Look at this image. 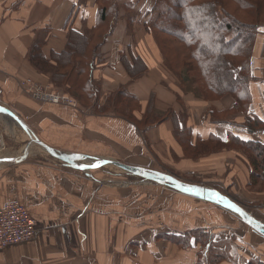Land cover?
Masks as SVG:
<instances>
[{"label": "crops", "instance_id": "obj_1", "mask_svg": "<svg viewBox=\"0 0 264 264\" xmlns=\"http://www.w3.org/2000/svg\"><path fill=\"white\" fill-rule=\"evenodd\" d=\"M118 3L120 17L93 72V106L72 109L39 103L18 84H50L30 63L32 46L42 43L45 56L61 51L66 27L83 32L95 25L94 0H0V159L15 157L10 153L33 137L66 154L161 171L225 196L264 223V182L250 184L253 167L244 152L223 147L193 156L198 143L211 138L264 146V29L252 56L250 103L235 113L230 98L206 102L173 82L153 36L122 12L146 9L148 0ZM124 54L146 64L140 78H129L119 61ZM120 85L139 102L135 120L152 98L155 116L172 110L174 118L139 129L126 118L95 112ZM42 151L33 144L25 157L0 164V208L19 202L40 230L36 240L0 251V264H211L216 255L223 258L213 264L264 262V236L222 203L155 182L122 190L102 168L46 164ZM199 230L211 236L208 245L187 237Z\"/></svg>", "mask_w": 264, "mask_h": 264}, {"label": "trees", "instance_id": "obj_2", "mask_svg": "<svg viewBox=\"0 0 264 264\" xmlns=\"http://www.w3.org/2000/svg\"><path fill=\"white\" fill-rule=\"evenodd\" d=\"M118 1L94 0L97 6L95 25L83 32L66 27L67 38L61 51H51L45 56L42 43L31 48V65L47 74L50 84L77 100L79 106L92 107V100L96 99L98 88L93 72L103 63L101 49L118 22ZM149 1L142 19L136 18L137 25L141 23L143 29L153 35L166 69L196 87L206 100L230 98L233 102L230 112L245 111L251 99L249 83L253 78L251 68L256 38L264 29V0ZM136 20L130 18L132 23ZM120 62L131 80L140 78L147 70L141 57L133 54L121 55ZM153 100L141 120H135L133 112L139 110L138 100L126 85H120L108 96L106 103L94 111L126 118L139 129L174 118L172 110L155 116ZM197 147L193 156L223 147L241 150L253 167L250 184L264 182V146L233 138L222 145L211 138L208 142H199ZM187 237H194L195 245L206 246L211 241V236L203 230ZM185 246L190 244L187 242ZM214 258L211 264L223 256ZM249 264L264 262L257 259Z\"/></svg>", "mask_w": 264, "mask_h": 264}, {"label": "water", "instance_id": "obj_3", "mask_svg": "<svg viewBox=\"0 0 264 264\" xmlns=\"http://www.w3.org/2000/svg\"><path fill=\"white\" fill-rule=\"evenodd\" d=\"M27 133H28L27 135L30 138L31 137L30 133L28 131ZM33 144L37 145L41 150H43L46 154H48L53 159L63 163L64 166L81 167L85 165L84 167H87V168H94V167L112 168V169L119 170L123 173L130 174L138 178H142L150 182L161 184L163 186H166L182 194L199 197V198H208L210 200L218 201L222 203L225 207L230 208L236 215H238L244 221V223H246L252 229H254L255 231L259 232L260 234L264 236V223L260 222L256 218H253L247 211L242 209L235 202L229 200L225 196L218 194L216 192L205 190L201 187L194 186L190 183L181 181L179 179H176V178H173V177H170V176L158 173V172L150 171L147 169H141V168L133 167L129 165H124V164L120 165L118 164V162H115L114 160H110V159L94 160V159L88 158L83 155H70L64 152H59V151H56L48 147L47 145L43 144L42 142L34 138H30L29 141L25 143L24 155L26 154L28 148ZM18 159L20 158H17V157L3 158V159H0V164L13 163V162L18 161Z\"/></svg>", "mask_w": 264, "mask_h": 264}, {"label": "built area", "instance_id": "obj_4", "mask_svg": "<svg viewBox=\"0 0 264 264\" xmlns=\"http://www.w3.org/2000/svg\"><path fill=\"white\" fill-rule=\"evenodd\" d=\"M18 85L39 103L78 108V102L74 98L58 91L51 84L42 85L31 79H24ZM39 233L36 221L19 202H8L0 208V251L12 245L34 241Z\"/></svg>", "mask_w": 264, "mask_h": 264}, {"label": "rangeland", "instance_id": "obj_5", "mask_svg": "<svg viewBox=\"0 0 264 264\" xmlns=\"http://www.w3.org/2000/svg\"><path fill=\"white\" fill-rule=\"evenodd\" d=\"M148 2H149V4L151 3L149 0H148ZM148 4V5H149ZM147 9V8H146ZM146 9H143V8H141V9H139V11L138 12H136V13H125L124 11H122L123 13H124V17L126 18V19H128L130 16L132 17V18H135V20H136V18H140V19H138V20H141L142 19V17H143V14L145 13V11H146ZM218 15L221 17V14L218 12ZM120 17V16H119ZM122 17V16H121ZM123 18V17H122ZM137 21V20H136ZM136 24H137V22H136ZM137 30H144V31H146L145 29H143V27L141 26V23H140V26H139V24H138V26H137V28H136ZM88 30V28H84L83 29V31H87ZM147 32V31H146ZM152 35V34H151ZM153 36V35H152ZM154 38V37H153ZM155 40V39H154ZM155 43H156V41H155ZM156 45H157V43H156ZM158 47V46H157ZM158 50H159V48H158ZM159 52H160V50H159ZM102 54V53H101ZM161 54V53H160ZM102 57H103V55H102ZM161 57H162V55H161ZM162 60H163V58H162ZM103 61H104V58H103ZM119 61H120V58H119ZM164 62V61H163ZM121 63V62H120ZM163 66H164V63H163ZM164 68H165V71L171 76V79L173 78V82L175 83V84H177L178 85V87L181 89V90H183L184 91V93H189V94H192V95H195L196 97H198V98H201L203 101H206V102H210V103H213V102H215V101H217V100H206L205 98H203V94H201V92H199V90H197V88L196 87H194V86H190L189 84H187V82H186V80L185 79H181V78H179V77H177V76H175L174 74H172L169 70H167L166 69V67L164 66ZM139 103V102H138ZM140 108V107H139ZM138 112V111H137ZM141 128H142V126H140ZM32 137V136H31ZM33 138V137H32ZM25 149V146H24V144H21L20 146H19V148H17L16 150H14V151H12L11 153H10V155H14L15 157H20V156H22L23 154H24V150ZM43 152V151H42ZM42 155H45V157H47V158H45V160H44V163H46V164H50V165H52V164H54V163H56V164H59V162L58 161H56V160H53L52 158H50L49 156H47L44 152L43 153H41ZM18 155V156H17ZM27 155V154H26ZM26 155H24V157L26 156ZM24 157H22V158H24ZM84 165V164H83ZM124 165H126V164H124ZM153 167H158V166H153ZM95 168V167H94ZM97 168H99V167H97ZM103 169V174H104V176L106 177V178H110L112 181H114V182H116V183H118L120 186H121V189L122 190H127V189H129V188H132V187H136V186H147V185H151V184H153V182H150V181H147V180H144V179H142V178H138V177H135V176H133V175H130V174H126V173H123V172H121V171H119V170H116V169H112V168H106V167H103L102 168ZM141 169H144V168H141ZM154 172H156V171H154ZM158 173L159 172H161V171H157ZM162 173H167L168 174V172H163L162 171ZM178 178V177H177ZM180 179H182V178H180ZM204 187H206V186H204ZM166 188V187H165ZM256 259V258H255ZM253 261H255V260H253Z\"/></svg>", "mask_w": 264, "mask_h": 264}, {"label": "bare ground", "instance_id": "obj_6", "mask_svg": "<svg viewBox=\"0 0 264 264\" xmlns=\"http://www.w3.org/2000/svg\"><path fill=\"white\" fill-rule=\"evenodd\" d=\"M118 164H120V165H121V163H118Z\"/></svg>", "mask_w": 264, "mask_h": 264}]
</instances>
